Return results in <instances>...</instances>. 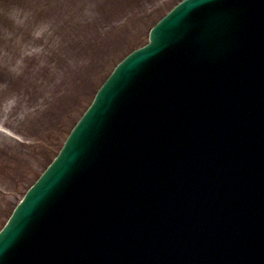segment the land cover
Listing matches in <instances>:
<instances>
[{
  "label": "rangeland",
  "instance_id": "1",
  "mask_svg": "<svg viewBox=\"0 0 264 264\" xmlns=\"http://www.w3.org/2000/svg\"><path fill=\"white\" fill-rule=\"evenodd\" d=\"M179 0H0V229L109 75Z\"/></svg>",
  "mask_w": 264,
  "mask_h": 264
},
{
  "label": "water",
  "instance_id": "2",
  "mask_svg": "<svg viewBox=\"0 0 264 264\" xmlns=\"http://www.w3.org/2000/svg\"><path fill=\"white\" fill-rule=\"evenodd\" d=\"M212 1L216 3V0H198L197 4H203L205 2ZM234 5L231 4L230 0H219V18L223 16V14H228L231 11V7L235 5L240 6H248V10L246 12L245 24L243 25L242 31L238 32L237 35L245 37L248 35L249 41L255 37V35H259L261 37L264 33L260 30V28H256L255 30L251 27V30L248 26V20L251 19V12L253 9L261 10L264 8V0H232ZM188 5H194V2L190 0ZM257 17L258 22L260 19ZM259 19V20H258ZM252 22V21H251ZM253 23V22H252ZM252 25V24H251ZM259 29L258 31H256ZM158 36L153 32L150 33V39L153 40L152 44L155 45V40ZM255 41V40H254ZM151 48V47H150ZM162 49H158L161 51ZM251 52H253L252 56L257 58L250 61L252 70H261L264 72V48L259 46L258 44H254L251 48ZM260 58V59H259ZM235 62L231 61L232 66L234 67ZM129 67L124 68V66H120L116 69V72L107 82V89L109 90L114 86V83L118 80L119 75L123 74V72L127 71L129 68L132 69V62L129 63ZM124 68V69H123ZM247 68L244 67L239 72L241 75H245L247 72ZM182 79H185L181 76ZM114 82V83H113ZM195 87V81L186 82L181 86V91L176 94V97L182 101L185 96L190 94L191 89ZM180 90V88H179ZM194 91V89H193ZM105 93V90H104ZM198 103V102H197ZM212 106H208L198 115L197 118L205 119L206 117L214 116V113L211 116H208V111ZM136 108L139 109L138 112L135 110H130L127 108H115L111 114L109 115L107 120V126H111L113 131L117 134V140L113 142V145L117 143H127V149L124 151H119L122 153L124 157V153H138V154H146V155H154L161 151L164 148L173 149V145L176 143V136L174 135V141H166L164 137V128L163 125H168L161 113L158 109H153L150 107L148 101L141 100L136 104ZM175 108L171 107L167 113L174 114ZM214 112H216L214 110ZM92 112H89L87 116L84 118L82 122V126L90 121V115ZM107 113H105L106 115ZM101 120V118H100ZM105 125V118H103L99 127L103 129L104 132H108V129ZM134 128L132 133L129 132V128ZM91 134V133H89ZM102 136L108 137L107 134H102ZM115 136V134L113 135ZM90 138L82 139L81 145L78 146L74 151V159H79L80 162L89 163L91 159H93V151L90 149L89 144ZM114 152L111 154L113 160L122 159L123 157L118 155L115 152V149L112 146ZM105 153H108L106 151ZM109 154V153H108ZM101 156V154H100ZM111 156H107V159H112ZM64 158L63 154H60V157L56 162L53 163L51 169L47 171L45 176L39 181L36 187L28 194L25 202L17 209L16 213L12 216L7 226L0 233V264H93L91 260H94L92 254L95 255L96 262L95 264H117L119 262V258H115L112 262L102 263L97 261V254L90 251V248L87 246L89 241L94 237L95 231L91 228V226L87 222V212L82 209V207L72 208L76 210V213L73 212L72 209L62 210L60 214H58L55 218L51 220H44L41 216H35L29 210L31 204L29 203L31 199L36 195V198L40 200L39 205H50L55 203V205L59 204L57 200H46L49 198L48 193L51 191V182L50 179L54 181V176L59 175L60 179H64L63 170L58 163ZM74 161L73 157H71ZM69 163V162H68ZM143 171V170H142ZM57 172V173H56ZM165 177L167 175V171L164 172ZM153 176V175H151ZM154 177V176H153ZM57 178L54 181V186L57 188V181H60ZM152 179V178H151ZM151 179H146V182L152 183L151 187L154 186V181ZM217 185H219V175L215 177V181ZM166 183V182H165ZM74 184V183H73ZM45 186L44 189L46 192H39V189ZM78 186V185H77ZM161 186V185H160ZM164 187V186H161ZM72 190V189H71ZM75 192V190H73ZM88 188L84 184L78 186L77 194L78 198L81 200L82 197L92 196V192L88 193ZM73 194V193H70ZM69 194V197L71 195ZM154 198V196H152ZM45 199V200H44ZM63 208V207H62ZM69 212V213H68ZM64 219L67 222H64ZM63 221L65 230H62L61 234L57 233V229L62 226L61 222ZM139 223V222H137ZM102 223H100L101 225ZM50 225L54 228L53 231H50ZM69 226L71 230L67 227ZM61 230V229H60ZM69 232H73L71 235ZM70 234V240L66 241L65 236ZM57 235V237H56ZM259 239L264 242V227L261 228L258 232ZM63 242V243H62ZM148 247H141L140 245L134 247L133 250L136 252H140V257H135L134 264H219V255L215 251L205 250L202 256H204L205 260H193V257L199 258L198 255L194 254L193 250L189 249V247H184L181 249H175V252L172 251L171 256L161 255L157 253L158 251H151L150 245L152 242H149ZM100 253L102 255L107 254L106 245L99 244ZM156 245V244H154ZM72 246H74L75 251H72ZM253 242L248 241L245 244V248L242 251L244 254H264V245L262 248L256 246L257 249H254ZM92 253V254H90ZM133 253V252H132ZM58 256L63 257V262L58 258ZM253 255L252 260L248 262V264H264V255L257 257L255 259ZM118 257V256H117ZM235 257H241L235 254ZM244 260H249V257L245 255L243 257ZM140 260V261H139ZM225 264H239L234 261L226 262Z\"/></svg>",
  "mask_w": 264,
  "mask_h": 264
},
{
  "label": "bare ground",
  "instance_id": "3",
  "mask_svg": "<svg viewBox=\"0 0 264 264\" xmlns=\"http://www.w3.org/2000/svg\"><path fill=\"white\" fill-rule=\"evenodd\" d=\"M57 187V186H56ZM55 189V186H53V188H52V190H54ZM54 193H56L55 191H53ZM96 207H102L101 205H98V206H96ZM96 207H94V208H89V209H87V206L85 205V206H83L80 210L82 211V209L83 210H86L85 212H87V213H89V212H92V213H95V215H94V217L95 218H98L99 217V215L97 214V211H96ZM187 207V206H186ZM188 209H190V208H192V210H193V207L191 206V207H187ZM73 210V209H72ZM104 211V210H103ZM73 212H75L76 213V210H73ZM107 217V214L106 215H103V218H106ZM118 218H120V217H118ZM64 222H67V220L66 219H64ZM70 230H71V228L69 227V226H67ZM60 229L58 228L57 229V231H59ZM72 231V230H71ZM71 235H73V232H69ZM70 234H67L66 236H65V240L66 241H69L70 240ZM200 237H202V235H200ZM63 243V242H62ZM75 251V248H74V246H72V251ZM90 254H92V253H90ZM92 256L94 257V260H91V262L93 263V264H95V262H96V259H95V255L94 254H92ZM58 258L63 262V257H61V256H58ZM65 264V263H64Z\"/></svg>",
  "mask_w": 264,
  "mask_h": 264
}]
</instances>
